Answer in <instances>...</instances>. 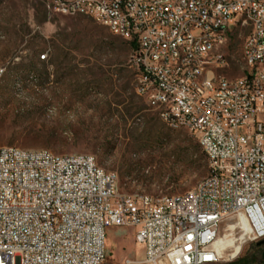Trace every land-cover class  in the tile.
Segmentation results:
<instances>
[{
    "label": "built area",
    "instance_id": "2783aa9c",
    "mask_svg": "<svg viewBox=\"0 0 264 264\" xmlns=\"http://www.w3.org/2000/svg\"><path fill=\"white\" fill-rule=\"evenodd\" d=\"M59 12L91 17L133 42L135 92L160 120L187 122L209 157L208 180L170 201L121 194L114 174L91 154L55 159L0 146V264H100L105 229L126 227L143 247L138 264H211L223 225L264 238V0H62ZM116 11V19H109ZM235 24L247 27L241 45L243 80L218 73ZM188 46V56L180 55ZM219 46L218 56L204 49ZM41 56H48L45 51ZM183 59L191 60L184 71ZM3 69L0 68V75ZM142 83L151 93H142ZM243 232V231H242Z\"/></svg>",
    "mask_w": 264,
    "mask_h": 264
},
{
    "label": "rangeland",
    "instance_id": "374dc122",
    "mask_svg": "<svg viewBox=\"0 0 264 264\" xmlns=\"http://www.w3.org/2000/svg\"><path fill=\"white\" fill-rule=\"evenodd\" d=\"M247 33V27H231L224 47L228 66L218 73L243 74ZM58 49L68 53L72 70L58 63ZM45 51L48 58L40 61ZM131 52L125 40L91 17L55 12L49 0H0V146L91 154L115 175L121 194L191 190L207 175L193 155L201 150L196 136L165 125L136 94ZM227 233L223 225L219 237ZM241 234L232 231L236 243ZM263 252L264 238L246 240L235 257L211 264L238 258L264 264ZM143 257L132 229L106 227L100 264H138Z\"/></svg>",
    "mask_w": 264,
    "mask_h": 264
},
{
    "label": "bare ground",
    "instance_id": "6f19581e",
    "mask_svg": "<svg viewBox=\"0 0 264 264\" xmlns=\"http://www.w3.org/2000/svg\"><path fill=\"white\" fill-rule=\"evenodd\" d=\"M173 0H162V5H170V2ZM52 7H62V0H52ZM58 13L60 14H74V7H64L62 10H60ZM109 19H116V11H109ZM180 55L181 56H188V46H180ZM219 55V46H212L210 49H204V56H218ZM48 56H41V54L38 55V59L40 61L46 60ZM183 66L184 71H191V60L190 59H183ZM3 72V71H2ZM245 75V66H243V74L238 77L234 78H228V82H237L238 80H243ZM1 77V75H0ZM258 78H264V68H258ZM142 93L143 94H150L151 93V84L150 83H142ZM165 125L170 127L171 129H186L187 130V122L183 121H170V120H162ZM12 151L16 152H25V154H35V153H46L48 152V149H24L14 146H8ZM201 150L202 147L200 146ZM50 151V150H49ZM51 156L55 157V159H66L67 154H56L52 151H50ZM209 164V157H206ZM91 161L92 163H96V160L94 156L91 155ZM209 166V165H208ZM99 167L100 171H105L102 167ZM208 180V173L205 177H203L201 180H199L196 185L193 187H199L203 182H206ZM193 188L185 193L181 194H190L193 191ZM132 196H140V197H148L151 201H159V196L153 197L148 194H140V195H132ZM171 195H162V201H170ZM240 227L242 229V234L239 237V242L236 243L237 238L233 237L232 231L233 228L230 227V233H227L223 236L218 237V239L215 242V247L217 253L223 257L225 255L229 257H235L241 249V244L243 243V235L249 231L248 226L246 223L241 220L240 221ZM228 249H231V253H227Z\"/></svg>",
    "mask_w": 264,
    "mask_h": 264
},
{
    "label": "trees",
    "instance_id": "16d2710c",
    "mask_svg": "<svg viewBox=\"0 0 264 264\" xmlns=\"http://www.w3.org/2000/svg\"><path fill=\"white\" fill-rule=\"evenodd\" d=\"M125 43H126L127 47L129 49H131V51H132L134 48V43L133 42H127V41H125ZM67 54L68 53L66 51H64L62 49H60V50L58 49L55 57L58 60L59 64H62L63 62H65L64 67L67 68V70H72L74 67L72 65H70L71 59L66 56ZM60 56L61 57L63 56V57L60 58ZM193 155H194V158L196 159V161L202 162V166H203L205 172L207 171V173H208V161H207V158H206L204 152L202 150L195 149L193 152ZM252 263H253V261H250L249 259L238 258L235 261H232V262L226 263V264H252Z\"/></svg>",
    "mask_w": 264,
    "mask_h": 264
},
{
    "label": "water",
    "instance_id": "95a60500",
    "mask_svg": "<svg viewBox=\"0 0 264 264\" xmlns=\"http://www.w3.org/2000/svg\"><path fill=\"white\" fill-rule=\"evenodd\" d=\"M262 241H260V243H261ZM259 244V243H258ZM263 258H264V252H263Z\"/></svg>",
    "mask_w": 264,
    "mask_h": 264
}]
</instances>
